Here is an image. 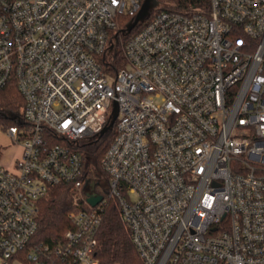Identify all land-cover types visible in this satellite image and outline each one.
Segmentation results:
<instances>
[{
  "label": "built area",
  "instance_id": "built-area-1",
  "mask_svg": "<svg viewBox=\"0 0 264 264\" xmlns=\"http://www.w3.org/2000/svg\"><path fill=\"white\" fill-rule=\"evenodd\" d=\"M142 4L0 0V91L15 83L25 102L8 130L22 155L0 164V264H101L111 200L143 264H264V0L163 10L120 39L115 68L111 33ZM115 104L97 177L84 149ZM61 185L84 206L44 242L39 203Z\"/></svg>",
  "mask_w": 264,
  "mask_h": 264
},
{
  "label": "trees",
  "instance_id": "trees-1",
  "mask_svg": "<svg viewBox=\"0 0 264 264\" xmlns=\"http://www.w3.org/2000/svg\"><path fill=\"white\" fill-rule=\"evenodd\" d=\"M144 0H142V3ZM158 6L150 11L148 18L139 24L130 34L122 31L133 23L137 14L122 13L118 18V29L111 33L113 38V50L111 55L115 57L112 66L125 67L119 51L120 39L127 40L139 32L147 22L157 13L163 10H184L198 4H209V0H157ZM170 3L169 6H163ZM105 70H110V60L107 55L102 59ZM24 99L15 83L9 84L0 91V130L8 131L11 127L22 126V112ZM116 135V125L98 138L92 145L84 149L85 168L90 174L102 176L100 171L101 161L110 147ZM1 157V150H0ZM75 202L84 206L78 195L70 186L61 185L50 189L49 193L39 203V231L38 239L44 242L60 241L65 233L72 228L69 214L77 210ZM102 225L96 237L95 252L101 264H143L139 253L132 242L131 231L128 224L121 216L116 200L107 203L102 212Z\"/></svg>",
  "mask_w": 264,
  "mask_h": 264
},
{
  "label": "water",
  "instance_id": "water-1",
  "mask_svg": "<svg viewBox=\"0 0 264 264\" xmlns=\"http://www.w3.org/2000/svg\"><path fill=\"white\" fill-rule=\"evenodd\" d=\"M158 6L157 0H144L141 9L137 13L133 23H131L126 29L122 31L123 34H130L139 24H141L143 21H145L149 14L150 11L153 8H156ZM118 112H117V106L115 104V110L113 114V118L111 123L105 127V129L102 132V135H104L106 132H108L110 129L113 128L116 120H117ZM102 197L101 196H95V195H89L88 196V202L92 206H96L99 202H101Z\"/></svg>",
  "mask_w": 264,
  "mask_h": 264
},
{
  "label": "rangeland",
  "instance_id": "rangeland-1",
  "mask_svg": "<svg viewBox=\"0 0 264 264\" xmlns=\"http://www.w3.org/2000/svg\"><path fill=\"white\" fill-rule=\"evenodd\" d=\"M171 1V0H169ZM170 3H166L163 6H169ZM0 164L12 168L15 162L22 155V147L20 144L14 142V140L9 136L8 131L0 130ZM99 190L104 191L103 186L99 185Z\"/></svg>",
  "mask_w": 264,
  "mask_h": 264
}]
</instances>
